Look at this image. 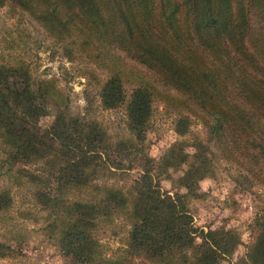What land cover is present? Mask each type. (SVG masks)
Returning a JSON list of instances; mask_svg holds the SVG:
<instances>
[{
  "label": "trees",
  "instance_id": "obj_1",
  "mask_svg": "<svg viewBox=\"0 0 264 264\" xmlns=\"http://www.w3.org/2000/svg\"><path fill=\"white\" fill-rule=\"evenodd\" d=\"M3 6L25 12L67 59L82 51L95 61H109L113 71L100 86V104L124 105L132 136L111 140L96 121L71 114L66 103L57 106L51 81L33 80L23 60L0 62L3 160L38 170L23 172L39 186L37 201L53 210L50 225L57 229L66 264L95 260L99 245L91 229L113 215H123L129 228L110 264H220L229 257L238 236L229 229L193 227L188 210L189 199L199 196L198 181L210 169L209 149L196 142L188 154L178 141L155 160L139 137L154 98L173 102L177 133L187 130L190 116L197 118L215 147L242 158L264 184V0H0ZM122 55L143 68L127 97L118 70ZM48 104L55 111L41 127ZM183 165L180 176L168 178L184 191H161L154 180L157 168L175 171ZM131 169L138 175L124 190L94 183ZM75 190L85 198L56 216ZM7 203L0 197V209ZM258 223L255 241L240 258L243 264H264V221ZM13 254L0 241V257Z\"/></svg>",
  "mask_w": 264,
  "mask_h": 264
},
{
  "label": "rangeland",
  "instance_id": "obj_2",
  "mask_svg": "<svg viewBox=\"0 0 264 264\" xmlns=\"http://www.w3.org/2000/svg\"><path fill=\"white\" fill-rule=\"evenodd\" d=\"M17 59L28 64L33 80L51 81L49 85L58 92L53 97L57 106L66 103L71 114L96 121L111 140L132 137L125 128L124 105L105 108L100 104V86L113 71L109 61H95L82 51L75 52L73 59H67L61 55L60 45H56L25 12L16 7L3 6L0 7V62L13 63ZM118 63V70L124 73L120 78L127 97L136 82L133 78L139 72L143 73V68L123 55ZM54 111L55 105L48 104L38 124L47 126ZM176 117L173 102L165 104L154 98L147 128L140 133L139 145L155 160L178 141L182 142L183 150L188 154L193 152L196 142L209 149L210 169L197 183L198 198L188 201L191 225L204 231H233L239 242L229 257L220 260V264H243L240 258L255 241L258 222L264 221V184L244 167L242 158L215 147L213 141L208 140L205 126L197 118L190 116L187 130L177 133ZM3 157L0 149V197L8 202L0 209V241L12 247L14 254L0 257V264H66L57 243V229L50 225L53 210L44 208L37 201L35 192L39 186L23 172L37 174L38 170L33 166L23 169L9 166ZM184 169L185 165L175 171L165 170L162 166L157 168L154 180L159 189L169 194L183 192L184 189L176 187L169 178L176 179ZM137 175L136 169L113 171V174L102 176L94 183L124 190ZM84 198L85 193L77 190L68 194L55 215L66 214L73 203ZM128 228L129 222L123 215L104 217L96 222L91 235L97 240L99 255L84 264H110L124 247ZM198 244L199 238L195 234L194 245ZM137 264L156 263L143 260Z\"/></svg>",
  "mask_w": 264,
  "mask_h": 264
}]
</instances>
